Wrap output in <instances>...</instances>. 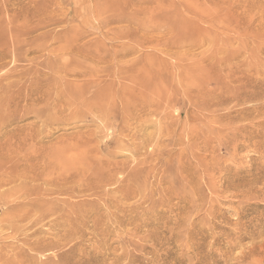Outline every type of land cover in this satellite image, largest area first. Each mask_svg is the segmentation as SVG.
<instances>
[{
	"label": "rangeland",
	"instance_id": "obj_1",
	"mask_svg": "<svg viewBox=\"0 0 264 264\" xmlns=\"http://www.w3.org/2000/svg\"><path fill=\"white\" fill-rule=\"evenodd\" d=\"M256 26L264 0H0V47H22L0 81L37 88L11 110L0 90V136L14 143L0 177L13 162L40 169L60 181L55 194L41 178L40 198L82 211L35 264H264V95L241 100L264 86V55L237 51ZM103 173L105 190L82 189ZM16 188L0 187V219ZM52 217L0 241V264L24 239L65 233Z\"/></svg>",
	"mask_w": 264,
	"mask_h": 264
},
{
	"label": "bare ground",
	"instance_id": "obj_2",
	"mask_svg": "<svg viewBox=\"0 0 264 264\" xmlns=\"http://www.w3.org/2000/svg\"><path fill=\"white\" fill-rule=\"evenodd\" d=\"M250 22V21H249ZM260 24H261V22H260ZM256 25V24H255ZM262 26H263V24H261ZM261 25H259V26H261ZM259 26H256V27H258L257 29H255V30H257V31H255V35H253V36H251L252 37V40L251 41H248V42H246V43H244V44H242L243 46H241V48L239 49V50H237V51H239L240 52V56H242L241 58H243V56H246L245 54H248V55H251V54H253L254 52H258V53H260V55H264V27H259ZM2 31V30H1ZM219 32H221V31H219ZM218 33V32H217ZM12 35H14V34H12ZM250 37V36H249ZM15 42H17V41H15ZM12 44H14L13 45V47H11L10 49L8 48H6V49H2L1 47V49H0V66H2L5 62V58L9 55V52H12L13 54H16V53H18L19 51H21V49H22V47L20 46V45H16L14 42L12 43ZM1 46V45H0ZM4 46V45H3ZM6 47V46H5ZM4 47V48H5ZM255 54V53H254ZM259 55V56H260ZM253 56V55H252ZM262 58V57H261ZM255 59V58H254ZM233 62V61H232ZM235 62V61H234ZM255 63V62H254ZM261 63V64H260ZM7 64V63H6ZM255 65H259V68H260V65L261 66H264V60L263 59H259V57H258V59H256V63H255ZM4 66V65H3ZM15 68V67H14ZM257 68V72H261L262 73V75H264L263 73H264V68H263V70H260L258 67H256ZM262 68V67H261ZM35 69H36V67H35ZM35 69H34V71H35ZM13 70V69H12ZM16 70V69H15ZM15 70H14V72H15ZM33 70V69H32ZM33 71V73L32 74H34L35 72ZM60 71L61 72H71V71H69L68 69L67 70H61L60 69ZM250 71V70H249ZM13 72V71H12ZM37 72H39V68H37ZM36 72V73H37ZM75 72V71H74ZM77 72V71H76ZM78 72H80V71H78ZM245 72H247V70L245 71ZM250 72H254V70L253 71H250ZM256 72V73H257ZM25 73H30L31 74V72L29 71V72H25ZM71 74V73H70ZM260 74V73H259ZM2 75H4V74H2ZM13 75V74H12ZM15 75V78L16 79H20V78H22L25 74L24 73H17V75L16 74H14ZM23 75V76H22ZM29 75V74H28ZM258 75V74H257ZM1 76V75H0ZM4 77H5V75H4ZM9 77H10V74H9ZM29 77V76H28ZM2 79H3V77H1ZM0 78V80H2ZM5 78H7V80H6V82H8V83H6L5 82V79H4V82H5V84H3L1 81H0V90L2 91V95H1V98H5V101H3V100H0V102L1 101H3V102H1V103H8L7 105L8 106H4L3 104H1L0 103V106L1 105H3L5 108L6 107H13V105L15 106V107H18L21 103V100H27V99H29V100H32V101H35V100H37V88L36 89H34V86L33 87H31V88H26L25 90H22V87L23 86H21V88L19 87V85H17V88H16V91L14 92V90L12 89V88H15V86H14V83H13V80L12 81H10L9 79H8V77H5ZM12 78V77H11ZM14 78V80H16ZM257 79V78H256ZM256 79H255V81H256ZM260 80H258V82H262V84H263V81L261 80L262 78H259ZM263 79H264V77H263ZM68 80V79H67ZM3 81V80H2ZM10 81V82H9ZM252 81H253V79H252ZM14 82H16V81H14ZM20 82V81H19ZM250 82H251V80H250ZM260 82V83H261ZM18 83V82H17ZM16 83V84H17ZM34 83V82H33ZM247 84H248V82H246ZM245 83V84H246ZM252 83H254V84H252ZM251 84V86L250 85H246V86H249V87H246L245 86V84H244V86L246 87L245 88V93H243V96H241V97H244L243 99H241V100H244V101H248V99H252V101L254 100V99H259L261 96H263L264 95V86H262L261 84H257V81L256 82H252ZM37 84V83H36ZM264 85V84H263ZM18 87H19V89H18ZM38 87V86H37ZM250 89H252V90H250ZM10 90H12V91H10ZM18 90V91H17ZM84 90V89H83ZM40 92V91H39ZM249 92V93H248ZM85 94V93H84ZM240 97V96H239ZM236 98V97H235ZM238 98V97H237ZM262 98V100H263V97H261ZM233 99V98H232ZM239 99V98H238ZM23 100V101H24ZM28 101V100H27ZM259 101V100H258ZM260 102V101H259ZM258 102V103H259ZM245 103V102H244ZM95 105V104H94ZM259 105H263L262 103H259ZM3 106H2V109H3ZM90 107H92V106H90ZM260 107H262V106H260ZM259 107V108H260ZM257 108V107H256ZM7 109V108H6ZM5 109V110H6ZM0 110H1V108H0ZM10 110H11V108H10ZM257 111V110H256ZM2 112H4V110L3 111H1V113ZM5 112H7L8 113V110L7 111H5ZM4 112V113H5ZM6 113V114H7ZM3 114V113H2ZM2 114H0V115H2ZM9 115H11V113H8ZM7 114V115H8ZM22 114H23V112H22ZM4 115V114H3ZM7 115L3 118V116L2 117H0V119L1 118H3L4 120H5V118L7 117ZM3 119H1V121L3 120ZM7 120V119H6ZM12 121H13V119H11ZM10 120V121H11ZM8 121V120H7ZM11 121V122H12ZM5 122V121H4ZM3 123V122H2ZM6 124H7V122H6ZM1 125V124H0ZM2 126V125H1ZM3 127V126H2ZM11 132L12 131H8V132H6V134L4 135V136H0V165H2V163H7V162H4V160L2 159L3 157H4V150L5 151H10V149L14 146V143L13 142H11L10 140H12V138L13 137H11V138H9V140L8 139H6V137H8V135L9 134H11ZM256 133V132H255ZM5 137V138H4ZM2 139L3 140H5V141H3L2 142ZM76 146V145H75ZM80 147V146H79ZM68 149V148H67ZM80 150V149H79ZM60 152V151H59ZM30 153V152H29ZM4 158H6V157H4ZM74 159V158H73ZM81 159V158H80ZM54 160V159H53ZM57 161V160H56ZM72 161V160H71ZM83 160H81V162H82ZM16 162V161H15ZM84 162V161H83ZM43 164V163H42ZM15 167H18V166H16L15 164H14V162L10 165V166H8V168L6 169V171H5V174L2 176V177H0V187H4V186H8V185H10V186H17V188L16 189H14V190H12L11 192H12V194L14 195V194H16L15 195V199H12V200H8V201H6L5 203H4V205L2 206V208H3V211H4V214H5V216L3 217V218H1L0 219V227L1 226H7V228H8V233H3L2 235H0V241H6L5 239H11V240H14L15 238H17V235H21V234H24L26 231H29V232H32V233H37L38 231H40V230H38L39 229V227H41V226H39V227H37L38 225H40V223H41V221H43L45 218H47V217H52V216H55L56 217V219H63L64 220V218H65V220H64V222L62 223V224H60L61 225V227H62V229L64 230V232L65 233H61V232H57V233H54L53 235H51L50 237H49V235H41V236H39V237H35V238H30V239H24L23 241H20L21 243H23V244H21V245H18L17 247H15V249H18V250H21L23 253L21 254V255H16V256H18L17 258H15L14 260L13 259H10V260H8V262L6 263V264H35L36 262H37V257L36 258H34V257H32V255L34 254V252H38V251H41V250H46V248L47 247H51V248H53V247H57V245H59L61 242V240H65L66 239V237H67V235L68 234H70L69 233V227H68V225H67V223H69V222H65L66 220H70V221H73V219H74V217H76V216H79V214L80 213H82V211L81 212H75V215H74V217L72 216V214H71V211L70 210H72L70 207H72V208H76V207H73V206H76L74 203V201H71V204L72 205H70L69 203H70V201H69V203H68V201L66 200V198H64L63 200H59L58 202H54V199L52 200V198L54 197V195H52L51 193H53L54 191H55V194H56V190H54L53 188L54 187H56L57 185H55V183L57 184V182H60L59 180L57 181V180H55V183H53L54 181V179L51 177H49V178H46L45 179V177H43L44 176V174H43V172H40V174L42 175H40V177L38 176L39 175V173H38V171L40 170H38L37 172H36V175H32L31 173V175L27 172V171H29V170H26V169H22V170H17L16 171V168ZM13 168H15V170H14V172H13ZM18 169H20V168H18ZM35 169V168H34ZM46 169V168H45ZM32 170V169H31ZM16 171V172H15ZM117 171H118V169H117ZM33 172H35V171H33ZM62 172H65L64 170L62 171ZM109 173H107L108 175H113L112 173H113V171L111 170V174H110V171H108ZM116 172V171H115ZM119 172V171H118ZM3 173V172H2ZM38 173V174H37ZM106 173V172H105ZM82 174V173H81ZM104 174V173H103ZM103 174H102V176H97L96 175V178L95 179H97L98 180V178L100 179L98 182H97V180H94L95 181V183L97 182V184L98 185H96V187H95V185H90L91 184V182L89 181V188L87 187V188H82L83 190H85V191H88V190H100V191H102L101 189H104V188H106L107 186H109L110 184H111V179H108V175H105V177H107V179L103 176ZM61 175V174H60ZM63 175V174H62ZM61 175V176H62ZM83 176L85 175V174H82ZM68 176V175H67ZM66 176V177H67ZM54 177V176H53ZM98 177V178H97ZM41 178L43 179L44 178V180L42 181L44 184H48L47 186H49V184L50 185H52L53 187H51V186H49L51 189L50 190H54L53 192H51V193H49L50 195L49 196H53L52 198H51V200L50 199H45V198H40V194L41 193H44V191L42 190V188H40L41 186H39V184H41V183H39L38 185L36 184L37 182H39L40 180H41ZM47 179H49V180H47ZM56 179H58V178H56ZM67 179V178H66ZM85 179V178H84ZM47 180V181H46ZM64 180V179H63ZM77 180H80V179H77ZM57 181V182H56ZM65 182H66V180H64ZM69 181V179L67 180V184H69V183H71V182H68ZM70 181H71V179H70ZM81 181H83V180H81ZM116 181H117V179H116ZM119 181V180H118ZM65 182H64V184H65ZM76 182V180H74V182L72 181V183L74 184ZM78 182V181H77ZM76 182V183H77ZM27 183H30L29 184V186L27 185ZM31 183H33L32 185H31ZM61 183H62V185H64L63 184V182H62V178H61ZM61 183H58V184H61ZM94 183V184H95ZM66 184V185H67ZM83 183H81V187L83 186L82 185ZM93 184V183H92ZM66 185H64L63 187H65ZM76 185V187H77V184H75ZM79 185H80V183H79ZM46 186V187H47ZM58 186H60V185H58ZM60 187H62V186H60ZM62 187V188H63ZM75 187V188H76ZM79 187V186H78ZM84 187V186H83ZM12 188H14V187H12ZM62 188H61V190H62ZM80 188V187H79ZM47 189H48V187H47ZM56 189V188H55ZM60 189V188H59ZM58 189V190H59ZM121 189V188H120ZM57 190V191H58ZM63 190H65L64 188H63ZM60 191V192H62L61 194H64V191ZM66 190H68L67 188H66ZM70 190H73V189H70ZM80 190H81V188H80ZM105 190V189H104ZM47 191V190H46ZM74 192H76L75 191V189L73 190ZM7 192V191H6ZM5 192V193H6ZM22 192V193H21ZM72 192V191H71ZM20 193V194H19ZM47 193V194H48ZM77 193V192H76ZM17 194H19V195H17ZM66 194H68L67 192H66ZM69 194H70V192H69ZM80 194V193H79ZM57 195H59V194H57ZM4 196H5V194H4ZM73 196H75V195H73ZM66 197V196H65ZM54 198H56V196L54 197ZM59 199H61V198H59ZM3 200H4V198H3ZM2 200V201H3ZM57 200V199H56ZM55 200V201H56ZM70 200V199H69ZM91 200V199H90ZM2 201H0V202H2ZM73 202V203H72ZM74 204V205H73ZM68 205H70V207L68 206ZM78 206H80V208H81V205H79V204H77ZM1 208V209H2ZM68 208H70V210L68 209ZM78 209H79V207H77ZM77 209V210H78ZM76 209L74 210V211H77ZM73 211V210H72ZM84 211V210H83ZM3 213V212H2ZM86 213V211L84 212V214ZM58 216V217H57ZM82 216H83V214H82ZM87 216H86V214H85V217L84 218H86ZM53 218V217H52ZM51 218V219H52ZM81 219L82 220V218H80V217H77L76 218V220L77 219ZM84 218H83V221H84ZM54 219V218H53ZM52 219V220H53ZM75 220V221H76ZM75 221H74V223H75ZM50 222V221H49ZM54 222V221H53ZM78 222H80V220L78 221ZM59 224V223H58ZM71 224V223H70ZM76 224V223H75ZM79 224V223H78ZM85 224V223H84ZM83 223L82 224H80V225H78V226H80V228L84 225ZM41 225H42V223H41ZM71 225H73V224H71ZM76 226H77V224H76ZM85 226V225H84ZM77 228V230H79L80 228L79 227H76ZM76 228H75V230H76ZM79 228V229H78ZM45 229H46V227H45ZM44 228H43V230H45ZM49 229V228H48ZM48 229H46V230H48ZM61 229V228H60ZM72 229H74L73 227H72ZM83 229V228H82ZM1 230V229H0ZM74 230V231H75ZM80 231V230H79ZM79 231H76L77 233L79 232ZM82 231V230H81ZM2 232V231H1ZM0 232V233H1ZM42 232L43 231H41L40 233H38V234H42ZM56 232V231H55ZM74 233V232H73ZM49 234V233H48ZM34 235H36V234H33V236ZM70 235H72V234H70ZM75 234H73L72 236H74ZM70 237V236H69ZM21 238V237H20ZM26 238V237H25ZM71 238V237H70ZM74 238V237H73ZM18 239V238H17ZM3 241V242H4ZM15 241V240H14ZM14 241H12V242H14ZM68 242V241H67ZM6 243V242H5ZM15 243V242H14ZM1 245H3V244H1ZM24 245H27V246H25V247H27V249H25L23 246ZM16 246V245H15ZM12 247V246H11ZM5 248V247H4ZM0 251H2L1 249H0ZM10 251V250H9ZM6 253V252H5ZM12 253V255H13V253L14 252H11ZM38 253H36V255H37ZM6 255V254H5ZM10 255V254H9ZM38 256V255H37ZM43 256V255H42ZM41 256V257H42ZM55 256H56V254H55ZM6 257V256H5ZM15 257V256H14ZM39 257V256H38ZM54 257V256H53ZM48 258V257H47ZM66 258V257H65ZM2 259V258H1ZM69 261V260H68ZM52 262V261H51Z\"/></svg>",
	"mask_w": 264,
	"mask_h": 264
}]
</instances>
